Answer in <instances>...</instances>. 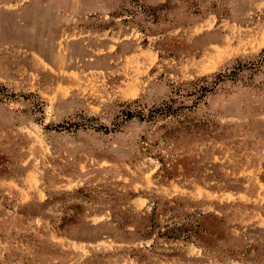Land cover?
<instances>
[{
  "label": "rangeland",
  "instance_id": "rangeland-1",
  "mask_svg": "<svg viewBox=\"0 0 264 264\" xmlns=\"http://www.w3.org/2000/svg\"><path fill=\"white\" fill-rule=\"evenodd\" d=\"M0 264H264V0H0Z\"/></svg>",
  "mask_w": 264,
  "mask_h": 264
}]
</instances>
